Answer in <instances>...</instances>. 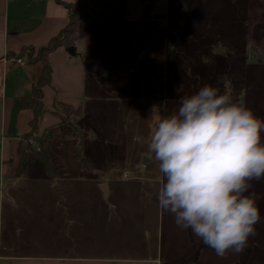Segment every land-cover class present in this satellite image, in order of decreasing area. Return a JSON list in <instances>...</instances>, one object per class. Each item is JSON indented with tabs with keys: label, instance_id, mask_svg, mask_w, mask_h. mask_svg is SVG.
I'll use <instances>...</instances> for the list:
<instances>
[{
	"label": "rangeland",
	"instance_id": "374dc122",
	"mask_svg": "<svg viewBox=\"0 0 264 264\" xmlns=\"http://www.w3.org/2000/svg\"><path fill=\"white\" fill-rule=\"evenodd\" d=\"M89 3L91 18L75 41L80 97L63 87L77 73L54 60L51 91L63 100L65 126L16 139L44 151L61 177L51 194L4 206L0 254L12 257L9 264H264V181L253 182L261 196L257 235L242 253L221 258L159 209L163 178L148 151L162 115L206 83L264 118V0ZM5 153V167L17 170L18 151L15 160ZM99 183L112 187L109 198Z\"/></svg>",
	"mask_w": 264,
	"mask_h": 264
},
{
	"label": "clouds",
	"instance_id": "9594fccd",
	"mask_svg": "<svg viewBox=\"0 0 264 264\" xmlns=\"http://www.w3.org/2000/svg\"><path fill=\"white\" fill-rule=\"evenodd\" d=\"M264 118L212 84L184 94L148 142L163 183L155 198L218 257L240 254L262 223L253 182L264 181Z\"/></svg>",
	"mask_w": 264,
	"mask_h": 264
},
{
	"label": "crops",
	"instance_id": "0c3cea01",
	"mask_svg": "<svg viewBox=\"0 0 264 264\" xmlns=\"http://www.w3.org/2000/svg\"><path fill=\"white\" fill-rule=\"evenodd\" d=\"M64 1L75 4L77 0ZM69 20L67 10L55 0H0V138H4L0 140V252L4 245L2 241L4 206L6 204L10 207L17 206L18 201L21 202L20 206L23 203L27 206L28 200L32 201L30 200L32 194L36 192L51 194L54 190V182L61 177L59 174L56 178H48L44 176L40 167L30 165L27 169V176L17 178L14 173L16 165H13V168H6L4 165L5 152L11 150V157L15 160L18 147L16 139L29 131L32 112L31 109L21 107V99L30 94L33 84L39 80L42 71L40 63L30 65L26 62L22 66L13 60L18 59L14 57L23 49L39 50L46 47L53 38L67 28ZM73 47L76 50L74 55L68 53V48L60 47L49 58L53 80H51V85L43 89L47 113L40 121L39 135L65 126L58 114L63 100L51 91L55 80V59H61L63 61L61 67L67 71L77 73V76L73 75L71 83L63 87L72 91L66 93L69 97H80L74 92V90L78 92L80 86L75 85L73 81L79 80L80 77L83 78L81 70L83 66L77 65L76 57L80 54V50L75 48V44ZM66 97L69 98L65 95L64 98ZM72 102L74 101L70 104ZM46 148L47 141L42 145L43 150ZM76 163L80 169L85 170L81 167V161H76ZM55 164L60 166L57 162ZM103 186H105V192H103L105 198H109L112 191L109 184L99 183L100 190L98 187L96 189L101 192ZM11 259L12 257L0 254V263L7 261L10 263Z\"/></svg>",
	"mask_w": 264,
	"mask_h": 264
},
{
	"label": "trees",
	"instance_id": "16d2710c",
	"mask_svg": "<svg viewBox=\"0 0 264 264\" xmlns=\"http://www.w3.org/2000/svg\"><path fill=\"white\" fill-rule=\"evenodd\" d=\"M57 4L63 6L69 15V25L57 37L53 38L46 47L39 49L37 57L32 56L34 49H23L20 54L14 58L22 59L26 57L27 64H42V71L32 87L29 95L21 99V107L31 109L32 118L30 120L29 131L24 134L26 139L36 134L39 129L42 117L47 113L44 102L43 89L51 85L52 67L49 61L51 54L60 47H73L76 41L77 29L82 21L91 18L89 0H77L74 3H67L64 0H55ZM67 37V38H66ZM69 37V39H68ZM25 51L29 52L28 54ZM30 140H26L25 146L18 147L19 165L15 170V177H26L29 165L35 163L43 170L44 176L56 178L57 173L50 159L44 151H36L30 145ZM47 140H39L42 146Z\"/></svg>",
	"mask_w": 264,
	"mask_h": 264
},
{
	"label": "water",
	"instance_id": "95a60500",
	"mask_svg": "<svg viewBox=\"0 0 264 264\" xmlns=\"http://www.w3.org/2000/svg\"><path fill=\"white\" fill-rule=\"evenodd\" d=\"M230 1V0H229ZM67 51H68V53L70 54V55H74L75 54V51L76 50H74V47H69L68 49H67ZM105 186H103V192H105ZM4 264H9L8 262H6V263H4Z\"/></svg>",
	"mask_w": 264,
	"mask_h": 264
},
{
	"label": "built area",
	"instance_id": "2783aa9c",
	"mask_svg": "<svg viewBox=\"0 0 264 264\" xmlns=\"http://www.w3.org/2000/svg\"><path fill=\"white\" fill-rule=\"evenodd\" d=\"M13 62H15V63H17V64H19V65H22V66H24V65L26 64V63H25L23 60H21V59H14ZM0 147H1V145H0Z\"/></svg>",
	"mask_w": 264,
	"mask_h": 264
}]
</instances>
